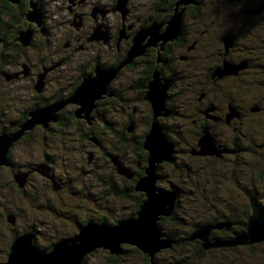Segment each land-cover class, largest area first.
Masks as SVG:
<instances>
[{
	"label": "rangeland",
	"instance_id": "rangeland-1",
	"mask_svg": "<svg viewBox=\"0 0 264 264\" xmlns=\"http://www.w3.org/2000/svg\"><path fill=\"white\" fill-rule=\"evenodd\" d=\"M30 1L36 3V8L41 6V19L46 17L48 26L52 28L50 33L53 35L50 40H57L60 47H62L64 40L73 37L71 34H77L79 30L84 28L91 32L92 36L97 34L100 38L98 40L96 38L93 39L92 48L90 47L92 49L91 52H89V49L75 53L70 52L71 57L63 62L64 64L61 66L67 64L72 66L73 63V67L77 66L78 62L83 64L84 59L94 54L97 48L108 50L105 57L102 55L104 57L102 61H114L115 58H113L112 52H115L117 48V51L123 52L124 59H126L131 47H127L124 33L126 34V32L133 30L130 28L131 24H134V28L140 26L141 21L150 14L155 2L159 3L160 1V4L167 3V0H126L125 5L121 7L122 3H120V0H84L80 4L78 2L81 0ZM75 2L77 3L74 4ZM21 3L29 5V0H22ZM255 4L253 3V5ZM31 10L32 8L29 7V11ZM179 10L181 11V9ZM17 17H20V15ZM22 17L25 16L22 15ZM262 18L264 19V13L262 17V15L259 16V12L257 15L248 18V23L250 22L248 25L249 39L258 35L259 29L261 30L259 26ZM0 20L3 23L9 20L7 12L2 8H0ZM82 20L84 22L83 26L79 28L78 25ZM19 21L20 19L14 20V22ZM103 21H106L112 30L118 27L120 21L123 23L118 36L111 33V35L113 34L112 41H106L105 38L109 34L108 28L106 30L100 28V23ZM29 22H32L33 26L37 25L34 21ZM95 22L98 24L91 31L90 25ZM192 22H197L195 23L196 25H193L196 27L199 26L198 24L202 20L199 18H188L186 21L187 26L192 27ZM167 25L166 23L165 26ZM37 27L42 28L41 24ZM139 30L141 29L139 28ZM44 31L46 32V30ZM262 31L264 30L262 29ZM192 36L200 38L198 33ZM32 37V29H25L18 41L26 45L30 43ZM148 37L145 36L140 45L143 46L147 42ZM101 40L103 43H105L104 41L110 42L111 47L107 43L99 44L98 42H101ZM257 40L256 38V42L249 44V46L255 48V45L258 44L264 47V42ZM167 42L165 41L164 43ZM246 45L248 46V41H246ZM150 46L152 45L144 48L143 54H138L130 62L123 64L114 75L115 78L117 77V90L121 94V97L117 98L120 100L115 106L119 111H114L109 108V105L102 109L108 108L111 111L102 112L100 110L103 114L110 116V119L112 118V120H107L108 124L115 126L116 122L119 121L123 127L127 126L123 131L124 133L119 134V140L116 139L111 131H106L101 137H97L100 135H92L91 132H88L90 135L70 132L77 130L80 125L85 128L82 122L80 124L76 122L70 123L68 127L62 126L64 130L61 129L52 135H48L40 129L48 128L54 123L53 120H48L47 126L43 127L42 123H36L32 126V129L36 126L40 128H35L32 132H30L32 129L25 130L22 136L14 141L16 143L24 138V141L19 142L13 150L11 160L7 159L8 165L0 164V263L7 262L8 254L5 251L10 244L13 245L12 237L18 232L25 231L20 233V236L23 235V238L26 239L31 237V242L37 248L36 250L50 252L56 244L63 241H73L79 234L81 236L95 229L94 232L96 231L97 234L103 237L107 235L105 231L108 228L127 223L130 218L129 214L136 210L134 209L135 201L130 197L134 196L135 193L129 188L131 186L129 185L130 182L123 180L118 173L125 175L124 171H129L132 166H137L136 164L140 161L137 160L136 162L134 159H137L138 149H140L139 151L144 149L147 152L146 162L144 160V163L140 162V164H145L144 169L148 166L150 150L148 149L149 146L146 148L148 144L145 141L154 121L158 122L160 130L165 137L163 138L160 134V138L156 141L153 139L150 146L157 150H166L171 148L170 145H173L172 148L174 149L173 153H170L173 161L162 160L155 162V174L157 177L155 186L157 192H164L165 194L163 195L169 198L168 201L173 200L171 202L173 206L171 215L162 217L158 222L159 227L161 224L163 227L160 228V233L169 231L171 234L170 236H164V233H162L164 238L168 239L165 243L170 244L168 241H171L172 244L159 249L155 253L154 263L160 264V261L167 260L166 262L173 264H226L232 260L233 264H248L246 260H248V254H250L249 256L252 257V259L250 258L251 264H264V247L240 248V243H232V240H230L232 244L227 245L226 241L212 242L210 237L212 234L220 235L218 228H220L221 223L223 224V219L228 218V216L230 217L226 219L227 222L231 224L240 222V226L241 221L246 220L247 212L249 219L255 213L252 199L261 198L262 200H259V202L264 206V70L262 72L257 70L263 68L250 69L252 68L251 66H247L246 62H242L244 60L237 61L239 63L235 65L233 64L231 71H235V66L247 68L243 78L246 77L245 80L248 83L242 82L241 86L238 81L234 80L235 83L233 82L236 86L234 96L238 97L241 104L248 103V110L244 113L246 116L239 118L241 113L236 110L226 113L228 116H226L225 123H211L213 128L206 129L204 133L212 139V142L211 139L210 143L207 144L205 142L206 153H198L203 150V146L199 145V141L203 137L204 139L207 137L203 133L195 146L197 149L193 148L194 138L191 136L187 137L188 133L185 132V127L188 128V126L184 117L181 116L186 107L187 111L194 108L195 100H197L195 98L197 96V81L194 78L186 80L185 77L176 76V73H179L180 70L174 68L176 64L171 56L168 65H175H169L172 69L169 70L168 76L177 77L174 81L175 84L172 87L174 82L159 78V83L155 84L160 89L161 86H167L163 105L158 108L156 113L154 108L151 107L152 119L150 125L148 123L149 118L146 119L148 102L138 99L137 95L138 90L141 89L138 87V80L141 76L138 70L144 68V60L140 58L141 56L145 58L147 48ZM62 49L64 56H67L68 47H62ZM256 50V52H260L259 48ZM47 51H50V48ZM189 52L195 58L199 54ZM36 58L38 59L39 57ZM45 63L48 65L47 62ZM135 63L134 71L127 70L129 68L128 65ZM201 63L196 60L193 64L195 67H207L211 61L205 59ZM103 64L98 66L102 70H114L119 66L118 64L113 68L112 66L105 68L106 65ZM178 64L182 65L183 63L179 62ZM18 68H23V66L18 65ZM223 69L224 72L217 71V76L220 78L226 73V68ZM25 70V68L20 69L19 75H21V71ZM25 72L28 71L26 70ZM45 73L46 71H42L33 76L39 88H43L45 84ZM23 75L20 78L13 77L8 80H0V129L7 125L10 129L8 133L10 136V133L20 130V126L31 117L28 115L21 123V112L33 101L31 97L34 93L32 87L33 77H24ZM161 75L162 77L165 76L164 73ZM186 75L188 76V74ZM231 78L233 77H230V81ZM230 81L222 79L218 89L230 92L229 90L232 88L230 92L232 94L234 87L231 86ZM169 83L170 85L168 86ZM150 84L148 85V90ZM168 92H170L168 95H172L167 98ZM65 93H70L69 89L63 91L61 95L65 97ZM25 94L29 97L28 100L21 101L20 99ZM48 95L45 94L47 98H49ZM36 100L42 103L44 99L40 98L34 101ZM55 102L59 101H54L52 104ZM70 105L64 104L54 112V115L57 117V112L62 107L66 108ZM201 117V115L200 118L194 116L198 121L201 120ZM237 118L240 120L238 123ZM232 119L235 124L229 125ZM187 120L191 122L188 118ZM99 123L101 124L100 121ZM190 125L189 129L195 130L199 122L195 126L193 124ZM191 133L194 134L193 132ZM230 137L234 138L231 142H229ZM98 139H101V150L95 145ZM214 139L217 140V144L224 145L226 148L219 147L214 142ZM211 146L215 149L214 153H210V150L213 149ZM105 151H107V156L112 161V166L110 165L108 168L104 166L105 160L101 158V154L104 152L103 154L105 155ZM194 151L196 152L195 154ZM87 158H93L99 164L100 167L97 168L99 170L96 172H100L102 177L113 175L112 178L116 181L117 188L122 191V194H111L108 195V199L106 198L107 201L106 199L100 200L98 199L99 192L104 189L102 179L98 181L93 176L94 174L79 173L80 180L77 181V184L74 183L68 188H80V181L87 182V185H84L92 189L93 197L91 200H86V207H83L85 203L80 198L81 194L73 192L74 190L60 189L61 184H56L60 182H56L51 178L55 177L59 181H64V178L76 176L77 173L74 172L73 168L75 163H80L82 159L83 165L90 169L89 165L86 164L85 159ZM50 182L54 189L49 185ZM141 192L145 194L143 197L145 199L146 192ZM260 193L261 195H259ZM104 206H107V208ZM95 208L97 211H92ZM227 208L228 211L226 210ZM86 210H90V212H85ZM54 213H58L57 216ZM74 216L82 219L88 216L87 220H90V222L85 223L84 227L78 232L75 230ZM169 217L173 219H165ZM43 222H45L44 226L42 225ZM230 223H228V226H230ZM252 225L253 223L248 228L242 229L244 231L240 230L237 233L238 235L246 233L240 239L243 245L248 240L247 234ZM124 236L125 234H120L119 238L121 239ZM249 243L252 242L250 241ZM121 249L122 253L116 255L106 248L96 247L95 250L85 255V259L81 264H151L149 256L137 246L124 242L121 243ZM180 260L183 262L178 263Z\"/></svg>",
	"mask_w": 264,
	"mask_h": 264
},
{
	"label": "flooded vegetation",
	"instance_id": "flooded-vegetation-1",
	"mask_svg": "<svg viewBox=\"0 0 264 264\" xmlns=\"http://www.w3.org/2000/svg\"><path fill=\"white\" fill-rule=\"evenodd\" d=\"M176 1L167 0L166 4H160V1L159 3L155 2V4L151 8L150 14L146 19L141 21L140 26L134 28V24H131L130 28H132L133 30L126 32V34L124 33L125 40L127 41V47L129 48L131 47V44H133L134 36L137 34L136 32H138L139 28L144 30L149 28L152 23H156L162 26L160 30V32H162L165 29V24L173 15V10L175 9ZM21 2L22 0L15 4L10 0H1L0 8L4 9V11L7 13L10 11V17L9 20H7L5 23L0 21V80H8L13 77L20 78L23 74L24 77H33L37 73L46 71L44 77L45 84L43 88H39V85H37L35 82V78H32V87L34 89V93L31 99L33 101L28 106H26L21 112V119L25 116L27 117L28 114L35 109L48 107L54 101H63L66 100L68 97H71L72 92L74 93V91L77 90V88L85 81V79L92 80L99 75V72L101 70L96 66H102V64L104 63L103 65H106L105 68H108L109 66H112L113 68L124 59L123 52H121L120 50L117 51V48L115 49V52H112L113 58H115L114 61H102L106 56L108 50H105L104 48H97L94 54L89 55L84 59L83 64H79L78 62V65L74 67L73 63L72 66L68 64L61 66L62 64H64L63 62H65L71 57L70 52L75 53L79 51H87L88 49L89 52H91L92 42L94 41L93 39L96 38L98 40L100 38L97 36V34H95L96 36H92V33L89 32L86 28L79 30L77 34H71V36H73L72 38L69 37L62 42V47H68L67 56H64L63 49L62 47H60L59 42L57 40H50L53 35L52 33H50V30L52 28H50L51 26H48L46 17L43 18L41 21L42 30H46L47 32L44 33L41 29L37 27V25L33 26L32 22L28 21L30 19L27 18V20L25 18L27 17V13L29 11V5H27L26 3L22 4ZM81 2H84V0H81L78 3L80 4ZM76 3L77 2H75L74 4ZM253 3L256 4L253 5ZM179 9H183L184 12L182 16L181 32L178 37L172 40L171 42L168 41L167 43H163V41L159 40L155 45H152L147 48V53L144 56L145 58H143L142 56L140 58L144 60V68L138 70V73L141 75L138 80V87L141 89L138 90L137 95L138 99H143L148 102V115L146 119L149 118L148 123L150 125L152 119V105L151 102L147 99L148 85L150 84V82H152L156 76L160 79L162 78L164 80H170L174 82L177 77H174L173 75L169 77L168 74L169 70L172 69L169 67V65L173 66L175 64L176 66H174V68L180 70L179 73H176V76L185 77L186 80L194 78L197 81V96L195 97L197 100H195L194 108L189 109L187 111L186 107V110L181 116L184 117L186 125L188 126V128L185 127V132L188 133L187 137L189 138L191 136L194 138L193 148H196L195 146L197 145L199 138L203 135L204 132H206V129L213 128L211 127V123H225L226 116H228L226 113H229L231 111L234 112L237 110L241 113V116L239 118H242V116H246L244 115V113L248 110V103L243 105L240 103L241 101L238 99V97L234 96L236 86L233 84V82L234 80H236V82L238 81L240 85L242 84V82H244L245 84L248 83V81L245 80L246 77L243 78V74L245 73V71H247L245 70L247 68H244L243 66H235V71H231V68H233V64L235 65L236 63H239L237 61L244 60L242 62H246L247 66H251L252 68L250 69L255 70L256 68H263L257 69L259 70V72H262L264 70V47L258 44L255 45V48L249 46V44H253L254 42H256V38L258 39L257 41L262 40L261 42H264V31L261 32L262 29L264 30L263 18L261 19L259 26L261 30L259 29V33H257L258 35L256 34L257 36H255L256 38L251 37V39H249L248 37V25L250 23H248V18L257 15L258 12L259 16L262 15L263 17L264 0H196L195 3H190L185 6H179ZM19 15L20 17H17ZM22 15L25 17H22ZM188 18H199L202 20V22H200V24H198L199 26L196 27H194L193 25H196L195 23L197 22H192V27H189L186 24ZM17 19H20V21L14 22V20ZM83 23L84 22L82 20L78 25L79 28L83 26ZM97 24L95 22L94 24L90 25L91 31H93V28ZM100 24L101 29L106 30L108 28L109 30V34H107V37H105L106 41H112L113 34L118 36L123 27V23L121 21L118 23V27L113 30L112 28H110L106 21H103ZM30 28L33 31L32 40L29 44L24 45L18 41V38H20L21 33L24 32L25 29ZM111 33L113 34L111 35ZM196 33L199 34L200 38H195L194 36H192ZM109 37L110 39H108ZM106 41L104 42L107 43ZM246 41H248V46L246 45ZM98 43L101 44L103 42L101 40V42ZM107 44L109 47H111L110 42H108ZM49 48L50 51H47L49 50ZM258 48L260 49V52H256V49ZM186 49L187 51H185ZM188 50L191 51V53L199 54L195 58L190 54ZM102 55L104 57H102ZM170 56L172 59H174L173 62H175V64L173 65H168L170 61ZM36 57L39 58L37 59ZM205 59L207 61H211L210 65L207 67L202 65V67H195V65L193 64L196 62V60H199V62L201 63V61ZM190 61L191 63H189ZM45 62H47L48 65ZM179 62H182L184 65H179ZM18 65H22L23 68H18ZM6 66L7 68H5ZM134 66H136V63L128 65L129 68H127V70L134 71ZM24 68L28 72H25L26 70L21 71V75H19L20 69ZM223 68H226V73L220 78L219 76H217V71H223ZM161 71L165 74L164 77H162ZM186 74H188V76ZM230 77H233L231 78V81ZM116 78L114 77L112 80L109 81L108 85L103 88L105 90L104 92H95L92 94L91 97L93 98V101H91V103L93 104V107L89 113H79L78 110L80 109V104L77 103L76 100L72 101L71 98L67 101H71L67 103L71 105L66 108L62 107L57 112V118L53 121L54 123L48 126V128H40L39 126H36L35 128H40L43 133L52 135L58 130H61L62 126L68 127L70 123L76 122L80 124L82 122L84 123L85 128L80 125L77 130H72L70 132L73 134L80 133L81 135H90L88 132H91L92 135H100L97 137H101L106 131H111L116 137V139L119 140V134H123V131L127 126L123 127L119 121L116 122L115 126L108 124L107 120H112V118L110 119V116L102 113L105 111H111V109L116 112L119 111L118 108H115V106L118 104V100H120L117 98L121 97V94L117 90L118 82L116 83ZM222 79H226L231 82V86L234 87L232 94L230 93L232 91V88L229 90L230 92H228L227 90L222 91L221 89H218L220 87ZM256 81L258 82V80ZM174 84L175 82L172 84V87ZM169 85L170 83L168 84V86ZM66 89H69L70 93H65V97H63L61 93ZM169 93L170 92L167 93V98L172 95H168ZM45 94H49V98H47ZM119 94L120 96H118ZM28 98L29 97L25 94L20 100L25 101L28 100ZM40 98L44 99L42 103L37 102V100L34 101L35 99ZM106 105H109V108L111 109H102ZM200 115L202 116L200 121L194 118V116L200 118ZM81 117H85L88 120ZM187 118L192 123L188 122ZM239 118H237V123L240 121ZM99 121L104 123L100 124ZM197 122H199V125L197 128L195 127V130L189 129V127H191L190 124H193L195 126ZM234 124L235 122L232 119L229 122V125ZM120 126L122 127L119 128ZM35 128L30 130V132L35 130ZM1 129L3 130L0 132V134L10 132V129L7 127V125ZM191 132H193L194 134H192ZM233 139V137H230L229 142L233 141ZM21 141H24V138L16 142L13 147L8 151L9 160H11L12 158L13 150ZM96 142L97 143H95V145L99 150H101V139L96 140ZM214 142L217 144L216 139H214ZM217 145L219 147H223L224 149L226 148L224 147V145ZM139 150L140 149H138L137 159H134V161L137 162V160H139L140 162L144 163L145 155H147V152L144 149L141 151ZM103 153L101 154V158L105 160L104 166L108 168L110 165L112 166V161L111 158L107 156V151H105V155ZM195 153L196 152L194 151V154ZM85 160L87 162L86 164L89 165L90 169L83 165L82 159V163L79 160L80 163H75V166L73 168L75 170L74 172L77 173L76 176H69L66 179L64 178L65 182L63 180L59 181V179L57 180L55 177L51 178L56 182H60L56 183L61 184V186L59 187L60 189L74 190L73 192L81 194L80 198L85 203L83 207H86V200H91L93 197L92 189L86 186L87 182L80 181V188H68V186L74 183L77 184V181L80 180L79 173L90 175L94 174L93 176L98 181L102 179L104 189L99 192L98 199L100 200L106 198L108 199V195L111 194H122V191L117 188L116 181H114L112 178L113 175H108L109 177H102V174L100 172H96L99 170L97 169L100 167L99 164H97L93 158H87ZM140 162L136 164V167L132 166L129 171H127L128 176L118 173V175L121 176L123 180L130 182L129 185L131 186L129 188L135 193H133L134 196L132 195L130 197L135 201L134 209L136 210L141 205L139 202L141 200L143 201V197L145 196L143 192L135 189L138 180L143 177L145 173V169L143 168L145 164L141 165ZM49 185L53 188L51 182ZM259 195H261V193ZM259 200L261 201L262 199H252L255 213L248 219L247 212V216L245 218L246 220L241 221V226L245 227H241L240 222H235L233 224L227 222L226 219L230 217L228 216V218L223 219V224L221 223L220 228H218V230H220L218 231L220 235L212 234L210 236L211 241H226L227 243H229L230 240L233 241V239L236 238V234L239 233L240 230L244 231L242 229L248 228L249 225L255 223L256 221H264V219H262L264 214V206L262 205V203L259 202ZM104 207L107 208V206ZM226 210L228 211V208ZM92 211H97V209L95 208V210ZM135 211L130 213L129 216L131 217L135 215L137 213ZM85 212H90V210H86ZM58 213L54 214L57 216ZM87 219L88 216L83 217V219L74 216L75 230L80 231L81 228L84 227L85 223L90 222V220ZM171 219V217L167 218V220ZM228 223H230V226H228ZM42 225L44 226L45 222H43ZM23 232L16 233L12 241H14L16 237H19L20 233ZM248 243L249 242L247 240L245 241V245L240 244V248H249L251 246L264 247V241L249 244ZM11 246L12 245L10 244L5 251L8 256L11 251ZM249 255L250 254H248V260L246 261L248 262V264H251L252 257H250ZM233 259L235 260V258ZM233 263L234 262L230 260L226 264Z\"/></svg>",
	"mask_w": 264,
	"mask_h": 264
},
{
	"label": "water",
	"instance_id": "water-1",
	"mask_svg": "<svg viewBox=\"0 0 264 264\" xmlns=\"http://www.w3.org/2000/svg\"><path fill=\"white\" fill-rule=\"evenodd\" d=\"M10 1L17 3L19 0ZM195 2L196 0L176 1L174 14L167 22L168 25L165 26L163 32H160L162 26L156 23H152L146 30H139L134 36L133 45L128 51L126 59H124L117 68L114 70H102L96 66L101 70L99 75L92 80L85 79L71 97L64 101L56 102L43 109L31 111L28 114L31 117L20 126V130L15 133H10L11 136L8 133H2L0 135V164L8 165L7 157L9 148L15 143L14 141L17 138L22 136V133L25 130L32 129V126L36 123H42L43 127L47 126L48 120L54 121L57 118L56 115H54V112L64 104L68 103L67 101L69 99L72 98V101L76 100V102L80 104V109L78 110L79 113H89L93 107V104L91 103V101H93V98L91 97L92 94L95 92H104L105 90L103 88L108 85L109 81L114 77L117 70L123 64L130 62L136 55L143 54V51H145L144 48L148 45H155L159 40H162L164 43L165 41H171L178 37L181 32L183 16V9L180 11L179 6ZM120 3H122L121 7H123L126 0H120ZM29 7H31L32 10L28 11L26 19L28 18L30 19L28 21H34L37 23V26H40L42 21V12H40L41 6L36 8V3L29 0ZM39 29L42 30L40 27ZM42 32L45 33L44 30H42ZM145 36L150 37H148L149 40L147 39V42L142 46L140 43L145 39ZM155 83H159V78L157 76L150 84L147 99L151 102L156 113L158 108H161L163 105L167 86H161L159 84L161 86L160 89ZM152 124V129L147 134L145 141L148 144L146 148L149 146L148 149L150 150L148 166L145 168V175L138 180L136 185V190L146 192V198L141 203L135 216H131L129 221L125 224L108 228L105 231L107 232L106 236L102 237L97 234L96 231L94 232L95 229H93L91 232L85 233L84 235H77V238L73 241H63L62 243L56 244L50 252H47L46 250H36L37 248L34 247V244L31 242V237L30 239H26L23 238L24 236L22 235L14 240L7 262L0 264H81L85 255L95 250L96 247L106 248L110 250L112 254L119 255L122 253L121 243L124 242L137 246L149 256L151 264H155L153 259L155 253L159 249L172 244L171 241H168L170 244L165 243L168 239L163 238V234L160 233L158 222L162 217H168L171 215L173 206V204H171L173 200L168 201L169 198L166 195H163L165 194L164 192H157L155 186L157 178L155 174V162H160L162 160L173 161V158L170 157V153H173L174 149L172 148L173 145H170L171 148L166 150H157L150 146L153 139L156 141L160 138V134L163 138L165 137L160 130L158 122L153 121ZM204 136L208 139L205 138V140L203 137V139L199 141V145L201 147L203 146V150L198 153H206L207 148L205 142L207 144L210 143L209 141L211 138H209L208 135ZM214 150V148L211 149L210 153H214ZM124 174L128 176L127 171H124ZM120 234H125V236L120 239ZM263 234L264 221H256L249 229L247 238L249 242L251 241L252 243L260 242L264 241ZM245 235L246 233L241 235L237 234L232 243L242 244L243 242L240 239ZM232 243L229 242L227 245Z\"/></svg>",
	"mask_w": 264,
	"mask_h": 264
},
{
	"label": "trees",
	"instance_id": "trees-1",
	"mask_svg": "<svg viewBox=\"0 0 264 264\" xmlns=\"http://www.w3.org/2000/svg\"><path fill=\"white\" fill-rule=\"evenodd\" d=\"M9 13H10V11L7 13V15L9 16ZM10 17V16H9ZM1 22H3L2 20H0ZM26 118V116L24 117V118H22V121H21V123L24 121V119ZM3 129H1L0 130V132L2 131ZM1 135V134H0ZM147 157H148V154L147 155H145V160L147 159ZM144 168V167H143ZM141 202L142 201H140V204H141ZM140 208V207H139ZM139 208L136 210V212L139 210ZM1 214V213H0ZM165 219H167V218H165ZM173 219V218H172ZM262 219H264V214H263V218ZM160 228H163L162 227V224L160 225ZM162 233H164V236L166 235V236H170L171 234H170V232L169 231H166V232H163L162 231ZM164 236H163V238H164ZM14 239V237H12V240ZM172 239V238H171ZM49 248H52V247H49ZM167 260H165V261H160V264H173V263H168V262H166ZM181 262H183L182 260H180V261H178V263H181ZM185 262V261H184Z\"/></svg>",
	"mask_w": 264,
	"mask_h": 264
}]
</instances>
